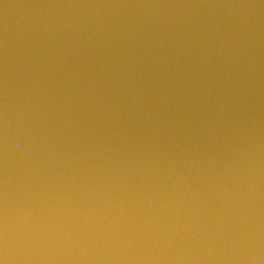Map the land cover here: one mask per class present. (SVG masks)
Here are the masks:
<instances>
[{"label": "water", "instance_id": "obj_1", "mask_svg": "<svg viewBox=\"0 0 264 264\" xmlns=\"http://www.w3.org/2000/svg\"><path fill=\"white\" fill-rule=\"evenodd\" d=\"M0 264H264V0H0Z\"/></svg>", "mask_w": 264, "mask_h": 264}]
</instances>
